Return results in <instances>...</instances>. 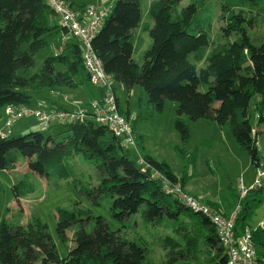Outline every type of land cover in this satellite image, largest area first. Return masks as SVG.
<instances>
[{
  "label": "trees",
  "instance_id": "trees-1",
  "mask_svg": "<svg viewBox=\"0 0 264 264\" xmlns=\"http://www.w3.org/2000/svg\"><path fill=\"white\" fill-rule=\"evenodd\" d=\"M65 1L82 12L90 2ZM145 1L115 0L93 37V49L106 72L129 89L141 85L160 111L167 99L176 101L175 126L184 141L190 137L186 116L192 121L207 118L221 125L228 123L239 146L248 150L251 161L259 166L260 131L251 123L249 107L252 98L260 95L256 108L260 110L259 122H263L264 39L257 44L253 31L258 15L264 16V0H224L223 15L228 13L230 22L223 28L226 37L219 36L215 41L203 31L211 24V17L203 13L195 19L205 0L193 1L177 15L175 11L182 0H150L145 6L147 21L142 13ZM144 30L151 37L146 49L141 35ZM59 31L69 32L55 18L48 0H0V116L8 105L32 104L34 97L41 96L44 90L90 83L76 36L46 56L39 72L25 74L36 64L35 53L46 47L49 37ZM231 33L239 35L238 38L232 40ZM136 52L144 55L142 64L135 59ZM201 87L207 89L203 91ZM120 111L123 113L121 108ZM77 155L101 173L97 188L85 183L87 194L98 193L107 198L110 212L118 221L124 222L130 215L141 212L146 225L158 226L157 242L171 254L194 256L204 245L212 255L203 264H228L210 218L190 209L177 194L167 192L156 174L160 172L171 183L183 187L187 177L177 176L169 163L150 154L143 157L146 166L137 161L130 147L93 117L54 123L47 130L40 128L22 135L12 132L0 135V169H15L21 157L29 161V172L13 184L16 197L42 188L38 176L33 174L46 177L56 186L62 180L80 178L74 165ZM262 190L263 187L252 188L248 194ZM76 205L60 206L57 210L56 231L64 242L68 229L79 226L72 237L74 245L66 256L60 255L48 224L40 217L35 216L27 223H22L20 217L3 220L2 264H146L149 249L146 237H130L122 228L113 230L103 215L95 216L91 209ZM214 206L219 209L217 204ZM254 208L247 200L244 202L236 220L237 230L249 225ZM92 219L95 224L88 231L85 226ZM160 228L171 233L159 235ZM259 230L254 229L253 238L261 241Z\"/></svg>",
  "mask_w": 264,
  "mask_h": 264
},
{
  "label": "rangeland",
  "instance_id": "rangeland-1",
  "mask_svg": "<svg viewBox=\"0 0 264 264\" xmlns=\"http://www.w3.org/2000/svg\"><path fill=\"white\" fill-rule=\"evenodd\" d=\"M88 1H90L88 6L97 4L108 15L115 0ZM149 1L146 0L142 5V13L146 21L145 6L149 4ZM193 1L195 0H182L177 6L175 15ZM223 1L205 0L195 17L198 19L203 16V13L211 17V24L205 26L203 31L213 41L219 36L226 37L224 34H227L223 28L228 27L230 18L228 13L223 15ZM66 4L71 7L67 2ZM245 9L249 11L248 8ZM258 17V23L253 31L254 41L257 44L264 39V16L258 15ZM141 35L145 42L144 49H146L147 45L151 43L150 33L144 30ZM65 36L61 31L53 33L49 37L48 45L35 53V66L25 74L29 76L39 72L46 56L52 55L58 48H61ZM238 36L234 33L229 34L232 40L237 39ZM135 59L142 64L144 55L140 56V53L136 52ZM115 87L121 101L123 114L130 113L131 125L135 131L136 146H130L133 158L145 164L142 162L143 157L150 154L160 161H166L177 176L187 177L186 192L196 195L202 204L213 208H216L214 204H217L226 213L234 210L241 198V182L249 189L257 177V166L251 161L248 150L239 146L229 124L221 125L216 121H209L207 118L192 121L186 116L185 121L190 126V137L184 141L175 126L176 101L167 99L164 109L160 111L150 102L149 95L141 85H135L129 89L122 82L116 81ZM201 88L203 91L207 89L206 87ZM62 89V92L53 89L42 91L40 99L37 96L34 97L33 103L29 105L30 110L34 112L41 107L38 102L40 100L45 107L55 104L69 107V109H76L78 105L90 106L93 101L102 99L104 86L85 83L77 88L62 87ZM65 95H68L70 100H66ZM260 99V95H255L252 98L249 112L254 129L260 131L258 152L261 163L264 164V121L259 122L260 117L257 114L260 110L256 108ZM1 123L2 116H0ZM41 126L40 120L32 113L19 117L4 130L11 133L12 128L15 130V134L22 135L32 130H38ZM61 136L59 135L58 138ZM26 165H29V161L27 158L21 157L15 169H0V223L3 220L12 221L14 217H20L22 223H27L35 216L40 217L48 224L61 256H66L69 247L74 245L72 237L79 226L73 225L68 229V239L64 242L56 231L57 210L60 206L73 208L78 203L80 207L91 209L95 216L103 215L111 229L122 228V231L124 230L130 237H146L149 247L146 264H203L211 258V252L204 245L194 256L171 254L169 249H164L157 242L155 228L158 226L146 225L141 212L130 215L124 222L118 221L110 212L107 198L98 193L87 194L85 183L89 182L93 188H97L101 183V173L93 164L85 162L81 155L75 157L74 163L81 175L80 178L65 179L60 182L59 186H56L54 183H50L46 177H40L43 189L39 187V190L34 193L16 197L13 183L26 174L27 171L24 170ZM83 177L86 178L85 181L82 180ZM262 186V191H257V193L251 191L247 194L242 204L247 200L255 207L248 222L253 230L259 228V232H262L260 234L261 241L253 238V242L264 262V180ZM96 199H98V203ZM94 224L95 219H92L85 228L91 231ZM160 231L159 235L171 233L169 229L165 228H160ZM0 264H2L1 259Z\"/></svg>",
  "mask_w": 264,
  "mask_h": 264
},
{
  "label": "built area",
  "instance_id": "built-area-1",
  "mask_svg": "<svg viewBox=\"0 0 264 264\" xmlns=\"http://www.w3.org/2000/svg\"><path fill=\"white\" fill-rule=\"evenodd\" d=\"M48 2L53 9L55 18L69 31L68 34H65L64 42L68 36H76L81 42L84 65L89 74L90 83L104 86L102 99L93 101L90 106H78L76 109L45 107L41 102V107L34 112L30 110L29 105H8L5 107V126L8 128L17 118L32 113L40 120L43 130L49 129L54 123H72L93 117L97 122L107 126L116 137L122 140L126 147L136 146L131 117H127L120 111L115 87L116 80L106 72L101 59L92 46V39L100 31L107 12L97 4L89 5L82 12L67 6L65 0H48ZM9 134L10 131L0 129L1 136H8ZM143 170L146 168L144 167ZM156 177L163 181L167 192L177 194L190 209L203 213L210 218L216 228L219 242L226 253L228 264H264L255 248L254 230L251 226L247 225L242 231L236 229V220L243 208L242 201L248 194V189L243 185V182H241L240 201L235 209L227 214L202 204L196 197L185 193L180 183H171L164 174L159 172ZM263 180L264 164L261 163L257 166V177L252 187H261Z\"/></svg>",
  "mask_w": 264,
  "mask_h": 264
},
{
  "label": "crops",
  "instance_id": "crops-1",
  "mask_svg": "<svg viewBox=\"0 0 264 264\" xmlns=\"http://www.w3.org/2000/svg\"><path fill=\"white\" fill-rule=\"evenodd\" d=\"M62 33H63V35L65 36V33L62 31ZM72 38H74V37H70V36H68L67 37V41L68 40H72ZM79 43L81 44V42L79 41ZM62 44H64V42L62 43ZM62 44H61V46H62ZM83 84H85V83H82L81 85H83ZM88 84H90V83H88ZM90 85H92V84H90ZM80 86V85H79ZM78 86V87H79ZM74 88H77V87H74ZM62 88H60L59 90H57V92H62ZM66 97H65V99L66 100H70V98H69V96L68 95H65ZM38 98H39V96H37ZM119 98V97H118ZM40 99V98H39ZM38 102H40L41 103V100L40 101H38ZM71 103V102H70ZM119 105H120V108H121V101H120V98H119ZM216 106L218 105V104H215ZM79 106V105H78ZM77 106V107H78ZM48 107H51V108H65V109H69V107H67L66 108V106H64L63 107V105L61 106V105H58V104H55V105H49ZM121 110H122V108H121ZM1 112H2V114H1V116H2V123L0 124V129H6L7 127L5 126V118H6V114H5V108L4 109H2L1 110ZM128 112H129V109H128ZM126 116L127 117H131L130 116V113H127L126 114ZM18 119V118H17ZM202 119V118H201ZM203 119H206V118H203ZM207 120H209V121H214V120H210V119H207ZM41 129H42V127H41ZM11 132L13 133V134H15V130H13L12 128H11ZM24 170L25 171H27L26 173H28L29 172V168H28V165H26L25 166V168H24ZM33 176L35 177V176H38V179L41 177V176H39V175H36V174H33ZM40 180V179H39ZM41 181V180H40ZM15 182V181H14ZM14 184V183H13ZM186 184H187V182L185 183V186H186ZM42 185V184H41ZM182 186V185H181ZM263 187V186H262ZM182 188H183V190L186 192V189H185V187H183L182 186ZM42 189H43V187H42ZM187 193V192H186ZM188 194H191V193H188ZM192 196H194V197H196L197 198V196L196 195H194V194H191ZM199 199V198H198ZM219 209H221V208H219ZM222 210V209H221ZM225 212V211H224ZM229 212H231V211H227V213H229ZM226 213V212H225Z\"/></svg>",
  "mask_w": 264,
  "mask_h": 264
},
{
  "label": "bare ground",
  "instance_id": "bare-ground-1",
  "mask_svg": "<svg viewBox=\"0 0 264 264\" xmlns=\"http://www.w3.org/2000/svg\"><path fill=\"white\" fill-rule=\"evenodd\" d=\"M253 185H254V183L252 184V186H253ZM252 186H251L249 189H252V188H253V189H254V188H260V187H256V186H255V187H252ZM182 189H183V188H182ZM249 189H248V191H249ZM184 192H185V191H184ZM185 193H186V192H185ZM187 194H188V193H187ZM189 195H190V194H189ZM191 196H192V195H191ZM246 196H247V195H246ZM246 196H245V197H246ZM197 199H198V198H197ZM198 200H200V199H198ZM200 201H201V200H200ZM215 209H217V208H215ZM218 210H221V209H218ZM221 211H222V210H221ZM232 211H233V210H232ZM232 211H231V212H232ZM231 212H230V213H231ZM240 212H241V211H240ZM240 212H239V214H240ZM230 213H227V214H230ZM238 216H239V215H238Z\"/></svg>",
  "mask_w": 264,
  "mask_h": 264
}]
</instances>
